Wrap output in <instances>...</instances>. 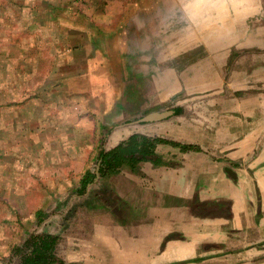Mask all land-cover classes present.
I'll return each mask as SVG.
<instances>
[{
    "label": "crops",
    "instance_id": "1",
    "mask_svg": "<svg viewBox=\"0 0 264 264\" xmlns=\"http://www.w3.org/2000/svg\"><path fill=\"white\" fill-rule=\"evenodd\" d=\"M57 2L45 1L41 7L27 10L31 17L28 41H6L17 43L15 51L21 57L13 51L2 68L0 64V112L2 97H11L17 90L19 96L21 81L29 80L23 92L30 99L28 109L17 104L12 110L26 114L29 121L42 117L33 113L39 111L40 102L31 99L43 98V85L32 81L52 79L54 82L45 87L57 90L52 95L64 93L67 113L75 109L69 107L73 101L82 111L79 103H86L90 90L92 97L97 90L104 103L115 109L111 110L115 115L117 103H121L115 83L119 65L120 79L125 80V105L141 103L140 107L135 104L132 113L173 112L167 118L148 121L150 130L141 133L160 136L163 131L167 137L202 149H179L173 165L147 170L159 190L149 203V210L157 213H150L151 219H141L143 225L127 228L123 249L108 243L111 263L169 264L208 257L183 264H264L261 0H156L150 8L142 0H131L125 8L108 6L90 13L73 9L70 5L74 3L69 1ZM113 47L121 51H113ZM39 51L43 56L38 57ZM42 58L51 66L50 72L37 71ZM21 64L28 69H21ZM178 94L184 95L183 102L168 109L157 107ZM150 103L157 106L150 107ZM84 117L81 113L76 121ZM13 121L16 123L15 118ZM68 122L59 126L67 127ZM194 196L201 204H221V212L227 211L199 219L192 218L190 212L187 218L183 210L190 209ZM131 201L137 204L135 197ZM178 230L185 240L172 239L162 246L164 236ZM98 264H102L100 258Z\"/></svg>",
    "mask_w": 264,
    "mask_h": 264
},
{
    "label": "rangeland",
    "instance_id": "2",
    "mask_svg": "<svg viewBox=\"0 0 264 264\" xmlns=\"http://www.w3.org/2000/svg\"><path fill=\"white\" fill-rule=\"evenodd\" d=\"M45 1L56 3L69 1L71 4L74 3L70 5L73 9L81 8L87 12L105 9L108 6L125 8L131 2V0H114L113 3H110V0H0L1 68L10 57L6 58L7 54L15 51L17 44L9 43L12 44L10 46L6 41L29 40L26 29L31 17L27 10H32L34 5L41 7ZM142 2L150 8L154 7L156 0ZM261 3L264 5V0H261ZM37 22H41L39 18ZM118 30L124 29L118 27ZM168 33L170 32H166ZM113 48V51H121L120 47ZM17 53L20 55L19 51H15L14 56L21 57L17 56ZM40 56H43L41 51L38 52V57ZM20 66L21 69L22 67L28 69L26 64ZM6 68L9 70L10 66ZM116 68L115 83L121 103H117L115 115L111 113V110L115 109L104 103V97L98 96L97 90L94 91L93 97L90 90L86 103H79L82 111L77 110V104L73 101L69 107L75 109L67 113L68 105L64 93L61 91L52 95L57 90L45 87L47 82H54L52 79L32 81L36 86L43 85V89L40 90L43 98L31 99L40 102L39 111L33 112L42 116L37 120L29 121L26 114L23 116L12 110V107L17 108V104L28 109L30 99L23 92H26L29 80L21 81L19 102L18 90L11 94V97H2L4 101L1 104L3 110L0 112V264H18L19 257L14 253V248L22 246L32 233L59 235L56 251L68 262L98 264L100 258L102 264H114L111 263L109 251L106 249L108 243L113 248L123 249L121 244L123 245L127 228L129 229L131 224L143 225L141 219H148L147 217L151 219L150 213H157L155 209L149 210L151 198L157 195L156 190L159 191L147 172L156 166L154 163L141 162L136 169L124 166L119 173L108 176H103L98 171V153L101 147L111 149L132 133L150 130L148 121H140L147 114V110L132 113L136 103L133 106L125 105V80L123 77L120 79L119 65ZM37 71L50 72L51 66L42 58ZM87 83L90 85V81ZM184 99V95L178 94L158 106H152L151 103L149 105L153 108L157 106L160 109H168L176 103L183 102ZM136 106L140 107L141 103H137ZM92 109L96 112L94 113ZM108 111L111 114H108ZM81 113L85 114V117L83 121L77 122L76 119ZM65 114L68 115L64 116ZM61 116L64 117L60 119ZM14 118L16 123L12 124ZM61 122H68V126L60 127ZM80 123H83V126H80ZM38 124H42V127L35 128ZM10 125L16 126L9 128ZM13 129L12 134L10 131ZM114 134L118 135L116 139H113ZM167 136L162 131L160 137L172 139ZM179 149L181 150L180 147L170 144H158L156 151L162 157L163 165H173V159L178 158L175 152L180 151ZM176 162L180 161L177 159ZM87 169L96 172L98 177L88 186L85 193H78L81 177ZM147 195L148 199H142ZM134 197L137 204L131 201ZM212 205L201 204L198 196H194L190 200V209L184 207L183 211L187 218L191 212L192 218L195 219L206 214L224 215L227 211L221 212L223 208L221 204ZM39 211L41 215L38 214ZM188 224L189 222L186 226ZM168 235L174 238L166 239ZM172 239L185 240L182 230L164 236L162 246ZM99 251L102 252L101 257L98 255ZM205 258L208 257L194 259L190 257L169 264L191 263Z\"/></svg>",
    "mask_w": 264,
    "mask_h": 264
},
{
    "label": "trees",
    "instance_id": "3",
    "mask_svg": "<svg viewBox=\"0 0 264 264\" xmlns=\"http://www.w3.org/2000/svg\"><path fill=\"white\" fill-rule=\"evenodd\" d=\"M117 137L118 135L114 134L113 139ZM158 144L178 146L182 151H202L201 147L195 144L135 132L111 149L100 148L98 171L101 175L108 176L119 173L124 166L136 169L141 162L150 161L156 166L163 165L164 161L156 151ZM97 177L96 172L87 169L81 177L80 186L77 188L78 193H85ZM38 214L41 215V211ZM172 237L168 235L166 239ZM59 240V235L32 233L22 246L14 248V253L19 257L18 264H79L68 262L58 255L56 247Z\"/></svg>",
    "mask_w": 264,
    "mask_h": 264
},
{
    "label": "water",
    "instance_id": "4",
    "mask_svg": "<svg viewBox=\"0 0 264 264\" xmlns=\"http://www.w3.org/2000/svg\"><path fill=\"white\" fill-rule=\"evenodd\" d=\"M173 112L171 110L166 111H156L147 114L145 117L141 118L140 121H151L167 118L169 115H172Z\"/></svg>",
    "mask_w": 264,
    "mask_h": 264
},
{
    "label": "flooded vegetation",
    "instance_id": "5",
    "mask_svg": "<svg viewBox=\"0 0 264 264\" xmlns=\"http://www.w3.org/2000/svg\"><path fill=\"white\" fill-rule=\"evenodd\" d=\"M176 111V110H175ZM177 112V111H176ZM179 114V113H178Z\"/></svg>",
    "mask_w": 264,
    "mask_h": 264
}]
</instances>
